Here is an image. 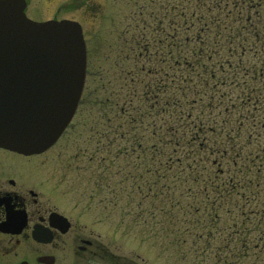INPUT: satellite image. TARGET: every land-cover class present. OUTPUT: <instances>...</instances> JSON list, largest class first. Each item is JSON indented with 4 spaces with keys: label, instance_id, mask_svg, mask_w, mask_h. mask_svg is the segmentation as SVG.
I'll return each instance as SVG.
<instances>
[{
    "label": "trees",
    "instance_id": "trees-1",
    "mask_svg": "<svg viewBox=\"0 0 264 264\" xmlns=\"http://www.w3.org/2000/svg\"><path fill=\"white\" fill-rule=\"evenodd\" d=\"M149 1L131 53L148 68L121 77L125 58L116 56L113 80L89 100L93 149L83 159L97 167L108 203L124 201L138 225L204 253L192 264H264L260 165L247 196L241 148L224 126L239 123L237 137L244 124L258 130L264 156V0ZM247 102L260 116L241 119ZM217 109L230 115L221 127Z\"/></svg>",
    "mask_w": 264,
    "mask_h": 264
},
{
    "label": "rangeland",
    "instance_id": "rangeland-1",
    "mask_svg": "<svg viewBox=\"0 0 264 264\" xmlns=\"http://www.w3.org/2000/svg\"><path fill=\"white\" fill-rule=\"evenodd\" d=\"M95 3L100 7L99 13L91 18L84 16L78 19L83 25L89 47L88 75L84 89L87 98H82V101H85L83 102L84 108L81 109L82 111L78 110L59 142L42 154L44 172L48 174L50 183L56 188L55 192L59 195L60 210H64L68 214L71 213L73 216H80L81 221L102 238L117 239L124 252L134 251L146 264H192L196 255L190 250L189 245L180 244V242L168 244L170 238H160L163 235L156 233L155 236L153 230L142 227L141 222L138 225L140 215L139 217L136 215L133 211L136 210L134 207L132 209L133 217L131 212H128L130 207L128 208L124 201L120 200L117 204L108 203L105 199V188L97 189L99 183L98 173L95 171L97 167L87 161L86 164L83 163V158L89 156L93 149L86 131L88 127L84 128L83 125H89V118L93 115V112L88 111L90 109L89 100L94 96L97 83L105 85L113 80V76L117 72L115 62L118 54L120 59L125 58V62L120 61L118 68L121 71L119 74L125 70L130 71L133 66H138V70L148 68L145 60L137 61L131 57L134 45L129 40L130 37H133L134 40L136 33L143 32V23L140 22H143L147 17L151 2L149 0H95ZM170 3L169 1L167 5L170 6ZM140 10L142 14H139ZM125 28L127 31L123 33ZM159 39L162 40V37ZM146 52L140 44V53L146 54ZM142 75L146 74L142 73ZM126 77L128 76L126 75ZM138 78L140 80L141 74ZM233 93L236 94V92ZM249 107L248 102L247 106L242 107L244 110L240 115L242 120L249 121L254 115L260 116L257 112L259 110L254 114L248 112ZM229 110L234 112L233 109ZM204 111L206 112V110ZM228 116L230 115L217 109L215 119L220 127ZM239 118L237 117L236 120ZM238 124H235L233 129L230 128V125L224 126L230 129L229 137L235 139L236 147L241 148L242 160L238 161V168L241 164L245 165V169L247 168V196L250 194L249 179L252 178V165H260V190H258L264 194V156L262 154L256 156L257 140H260L262 136H258V130L252 132L244 124L240 130V136L237 137L234 134ZM224 131L227 133L228 130L224 129ZM263 133L264 129H262ZM115 170L113 169V171ZM242 191L244 189H240V192ZM122 193L121 191V195ZM108 197L111 199L110 194ZM249 210L251 207L247 206V212ZM194 247L199 250L202 246L196 244ZM183 256L184 259H181ZM196 257V261H200L201 258H204V253L199 250Z\"/></svg>",
    "mask_w": 264,
    "mask_h": 264
},
{
    "label": "water",
    "instance_id": "water-1",
    "mask_svg": "<svg viewBox=\"0 0 264 264\" xmlns=\"http://www.w3.org/2000/svg\"><path fill=\"white\" fill-rule=\"evenodd\" d=\"M16 0H0V146L32 155L70 121L83 87L78 23H35Z\"/></svg>",
    "mask_w": 264,
    "mask_h": 264
},
{
    "label": "flooded vegetation",
    "instance_id": "flooded-vegetation-1",
    "mask_svg": "<svg viewBox=\"0 0 264 264\" xmlns=\"http://www.w3.org/2000/svg\"><path fill=\"white\" fill-rule=\"evenodd\" d=\"M19 1L38 22L91 18L100 11L95 0ZM129 42L133 51L139 46L137 36ZM55 189L42 154L0 147V264H146L117 239L102 238L80 216L60 210Z\"/></svg>",
    "mask_w": 264,
    "mask_h": 264
}]
</instances>
